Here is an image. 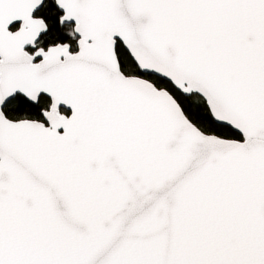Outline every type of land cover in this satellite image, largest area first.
Segmentation results:
<instances>
[{"label": "snow or ice", "instance_id": "snow-or-ice-1", "mask_svg": "<svg viewBox=\"0 0 264 264\" xmlns=\"http://www.w3.org/2000/svg\"><path fill=\"white\" fill-rule=\"evenodd\" d=\"M0 264H264V0H0Z\"/></svg>", "mask_w": 264, "mask_h": 264}]
</instances>
